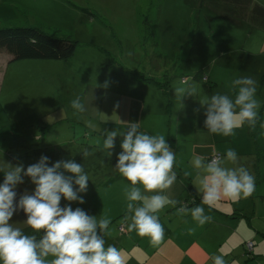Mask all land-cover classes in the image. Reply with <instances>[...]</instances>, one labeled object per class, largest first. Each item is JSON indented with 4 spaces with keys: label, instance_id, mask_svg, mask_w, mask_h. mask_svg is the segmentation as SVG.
<instances>
[{
    "label": "rangeland",
    "instance_id": "374dc122",
    "mask_svg": "<svg viewBox=\"0 0 264 264\" xmlns=\"http://www.w3.org/2000/svg\"><path fill=\"white\" fill-rule=\"evenodd\" d=\"M254 1L264 7V0ZM193 2L0 0V28H38L48 35L70 37L78 43L67 59L12 61L0 67V158L5 167L23 165L26 170L42 156L48 157L49 167L68 160L82 164L89 181L87 191L78 195L85 202H69L62 197L60 206L65 202L73 210L79 207L99 220L107 202L118 204L119 185L126 183L114 169L123 137L115 138V146L109 150L112 155L108 156L102 147L105 130L122 132L129 122H139L140 131L165 136L176 153L177 182L192 188L196 171L190 161L194 155L209 159L214 149L212 136L204 127L206 105L201 107L200 102L216 93L234 98L230 85L240 77L254 78L256 99L264 100V79H260L264 75V31L232 22L210 8L199 9V0ZM145 19L148 27L143 41L141 26ZM138 63L147 64L145 71L149 75H145H154L151 78L157 85L147 84L135 75L141 73ZM211 69L217 81H204L201 77L208 75L205 70ZM195 83L194 96L175 99V87ZM77 97L85 106L83 113L71 107V101ZM262 120L264 116L258 121ZM196 128L200 130L198 137L194 136ZM260 130L258 138L248 136L239 145L240 157L255 170L253 194L235 203L221 201L212 211L204 206L213 216L211 229L206 223L189 234L187 226L191 219L186 217L188 224L183 222L174 228L172 240L177 244L194 236L208 256L220 253L226 264L231 259L230 264H264V126ZM256 139L262 144L261 151L255 149ZM84 152L88 155L83 156ZM184 171L191 176L185 177ZM107 174H114L115 180L109 181ZM22 177L23 183L15 189V203L25 192L32 194L35 189L29 177L23 173ZM4 178L1 173L0 184ZM75 188L78 186L74 185ZM196 195L199 196L197 191ZM105 196L108 201L103 199ZM219 212H228L231 220L224 233L217 234V218L224 220ZM115 213L121 218L111 221L110 233L125 226L123 232L117 231V236L140 244V237L135 232L128 233L121 223L125 209L120 211L117 207ZM233 213L236 218L231 217ZM26 219L25 213L18 210L9 223L22 228ZM142 240L143 246L149 244L148 238ZM245 241L252 244V251L242 246Z\"/></svg>",
    "mask_w": 264,
    "mask_h": 264
},
{
    "label": "clouds",
    "instance_id": "9594fccd",
    "mask_svg": "<svg viewBox=\"0 0 264 264\" xmlns=\"http://www.w3.org/2000/svg\"><path fill=\"white\" fill-rule=\"evenodd\" d=\"M230 87L235 92L234 98L216 93L200 102L201 107L206 105L204 127L211 134L229 137L245 125L252 129L256 126L260 108L256 99L257 81L240 77L232 80ZM173 90L179 101L194 96L196 91L191 86ZM71 107L78 113L86 110L79 97L71 101ZM117 136L123 137L122 151L114 169L122 181H127L122 184L126 208L121 223L126 225L128 233L148 238L153 248L164 240L159 213L166 206L174 208L178 216L190 215L197 227H203L213 219L205 214L204 206L211 210L221 201L235 203L249 198L255 190L254 175L238 165L234 149H227L223 157L213 154L211 159L194 155L190 161L196 171L192 184L201 204L189 208L169 194L177 181L176 153L166 143L165 136L140 131L139 122H129L122 132L105 130L102 147L108 156L112 155L109 150L114 148ZM47 162L48 157L42 156L26 170L23 165L9 164L7 170L0 169L5 177L0 184V264H126L122 250L114 245L105 246V236L110 235V217L104 214L98 220L79 207L73 210L71 206H60L62 197L69 202H85L78 195L87 191L89 181L83 165L68 160L49 167ZM65 172L73 175L66 176ZM22 173L30 178L35 189L32 194L25 192L15 203V189L23 183ZM183 174L191 176L188 171ZM74 185L78 188L74 189ZM18 210L27 216L24 225L32 234H25L20 227L9 223ZM187 231L194 234L196 228L189 227ZM211 259L213 264H226L223 255H213Z\"/></svg>",
    "mask_w": 264,
    "mask_h": 264
},
{
    "label": "crops",
    "instance_id": "0c3cea01",
    "mask_svg": "<svg viewBox=\"0 0 264 264\" xmlns=\"http://www.w3.org/2000/svg\"><path fill=\"white\" fill-rule=\"evenodd\" d=\"M193 1L194 0H192V2ZM195 2H193V4ZM253 2H255V1L253 0ZM258 4H261V3H258ZM253 28H257V27H253ZM257 29H258V31H261L259 28H257ZM214 59H219V58H214ZM10 62H12L10 56L4 52H0V67L4 66L5 63L8 64ZM213 64H214V62H213ZM141 65H142V67H141ZM146 65H147L146 63H143V64L138 63L137 70H141V73L148 74L145 71ZM6 70H7V67L5 69V72H6ZM205 71L208 74V75H206L208 82L211 80L217 81L215 79V77H213V74L211 75L212 69H211V71H207V70H205ZM203 74H204V71H203ZM153 76L154 75L150 76V78ZM203 76H205V75H203ZM260 79L262 82L264 77L260 78ZM182 82L184 83L183 80H182ZM203 83H205V82H203ZM204 85L202 86V88L205 91L206 86H204ZM216 85H217V83H215L213 86H216ZM196 86H197L196 83L191 85V87H194V88ZM213 86H211L210 88H212ZM263 103H264V100H262L260 102V106L263 105ZM176 113L177 112H175V114ZM260 122L261 121H257V124H256L254 129L249 128L247 125L243 126L240 129H237L234 136L224 137V136L220 135L219 137H215L214 134L210 133L212 136V140L214 142V149L212 150L210 157H212L213 154H217V155H220L221 157H223L226 154L227 149H229V148L234 149L237 153V156H238V165H242V166L246 167L251 172V174L253 175V171L255 172V170L252 168V164L248 165L247 162L242 157H240L241 153H240L239 145H240V143L242 144L243 142H241V141L244 138H247L248 136H250V137L255 136V138H258L257 135L262 132L260 130V128L262 127V125L264 123L263 120L261 123ZM196 126L198 128V125H196ZM197 128H196L194 136H197V131H200ZM260 145L262 147V144H260L256 139L255 149L258 151H261L260 150L261 147H259ZM263 148H264V146H263ZM220 152H222L223 155H221ZM243 162H244V164H242ZM16 163H18V162H16ZM0 165H1L0 169L7 170L9 168V167H5L4 160L2 158H0ZM175 165H176V163H175ZM227 166L232 167L233 165L228 164ZM174 169H175V166H174ZM261 172H262V169H261ZM1 173H4V172L0 171V174ZM107 179L109 181H114L115 180L114 174H107ZM126 183H127V181H126ZM119 190L121 193V198H120V201L118 202V204L108 205V202H107L101 209V216L104 214H106L107 216H110L112 214L113 217L111 218V221L116 220L115 218H117V217L121 218L118 215L115 216V214H116L115 211H116L117 207H119L120 211H123L126 208V202H125V197H124V193H123V187L121 184L119 185ZM169 194L172 198H175V199H177L183 203H186V204H188L190 202V200H192V194L194 196H197L196 191L194 190L193 186H192V188H188V187L184 188L183 182L178 183L177 181L174 184V186L172 187V189L170 190ZM102 195H104V194H102ZM198 197L201 198L200 196H198ZM103 199H107V201H108V196L103 197ZM64 204H65V202H62L61 207H65ZM122 205H124L125 207H123ZM168 207L169 206H166L165 208L168 209ZM165 208L162 210L161 213H159L160 222L164 227V240L159 247L153 248L149 244H146L145 246H143L144 241L142 240V238H139L140 244H138V245L132 244L128 240V237L124 236L123 238H119V236H117V234H118L117 228H114L113 232L110 233V235L107 238V242H105V246L107 247L108 245H114L118 249L122 250L126 264H213L211 257L208 256L207 251H205V247L200 245L198 243V241L195 240L194 236H190L184 241L181 240L182 241L181 244H180V242H179V244H177L176 241L172 240L174 228H176V226H178V228H179V226L186 220V217L189 219H191V217H190V215L178 216L175 214V212L174 213L167 212V209H165ZM223 208H226V207L224 206ZM241 209H242V211L244 210L242 207H241ZM211 211H212V209H211ZM233 212H236V210L234 209ZM205 214L212 216V213H210L208 211H205ZM217 214H221L224 217V220L221 221L220 219L217 218V220L220 221V223H217L216 232L218 231L217 234L218 233H224V229H226V226L228 225V222L231 220V218H229L228 212H223V213L219 212ZM239 215L237 216V218H239ZM231 217L236 218V214L235 213L231 214ZM212 221H213V219H212ZM247 221H249V220L247 219ZM237 222L240 223V221H238V220H237ZM173 225H175V227H173ZM207 225L211 229V223H207ZM193 226L196 227L195 223L192 220H189V224L187 226V229L189 227H193ZM233 226L235 227L234 223H233ZM236 227H238L237 224H236ZM246 242L247 241H245L243 243V245H245ZM240 252H241V249L238 246V253L240 254ZM216 255H220V253H216ZM226 256L227 255H225V257ZM227 258H229V256H227ZM231 261H233V259L228 260V264H230Z\"/></svg>",
    "mask_w": 264,
    "mask_h": 264
},
{
    "label": "trees",
    "instance_id": "16d2710c",
    "mask_svg": "<svg viewBox=\"0 0 264 264\" xmlns=\"http://www.w3.org/2000/svg\"><path fill=\"white\" fill-rule=\"evenodd\" d=\"M203 7L210 8L231 21L245 23L264 31V7L253 2V0H199L198 8ZM141 27L143 35L141 37L145 41L144 33L148 27L147 19ZM77 46L78 43L70 37L48 35L38 28H0V52L8 54L11 61L63 60L69 58ZM135 75H140L141 80L147 84L154 83L157 85L153 78L146 77L144 73L136 72ZM263 77L264 75L261 78ZM262 106H264V103ZM263 116L264 107H261L258 112V120ZM200 204L201 199L192 194V200L187 205L191 208ZM171 208L169 206L168 209H165H167V212L174 213L176 210ZM124 227H120L118 232H123ZM21 229L25 234H32L31 229L26 226ZM242 246L245 248V245L242 244ZM246 255H248L247 252Z\"/></svg>",
    "mask_w": 264,
    "mask_h": 264
},
{
    "label": "built area",
    "instance_id": "2783aa9c",
    "mask_svg": "<svg viewBox=\"0 0 264 264\" xmlns=\"http://www.w3.org/2000/svg\"><path fill=\"white\" fill-rule=\"evenodd\" d=\"M202 79H204V81H207V78L205 76L202 77ZM220 156V155H219ZM211 159V158H210ZM245 248L247 251H252V244L249 242V243H246L245 244Z\"/></svg>",
    "mask_w": 264,
    "mask_h": 264
}]
</instances>
